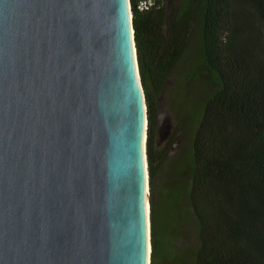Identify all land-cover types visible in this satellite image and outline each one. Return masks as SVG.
<instances>
[{
	"label": "water",
	"instance_id": "water-1",
	"mask_svg": "<svg viewBox=\"0 0 264 264\" xmlns=\"http://www.w3.org/2000/svg\"><path fill=\"white\" fill-rule=\"evenodd\" d=\"M147 136L129 0H0V264H151Z\"/></svg>",
	"mask_w": 264,
	"mask_h": 264
},
{
	"label": "trees",
	"instance_id": "trees-1",
	"mask_svg": "<svg viewBox=\"0 0 264 264\" xmlns=\"http://www.w3.org/2000/svg\"><path fill=\"white\" fill-rule=\"evenodd\" d=\"M168 2L134 5L132 16L148 113L151 264H264V0H180L170 14ZM198 21L213 90L184 167L158 145L156 94L192 65Z\"/></svg>",
	"mask_w": 264,
	"mask_h": 264
},
{
	"label": "rangeland",
	"instance_id": "rangeland-1",
	"mask_svg": "<svg viewBox=\"0 0 264 264\" xmlns=\"http://www.w3.org/2000/svg\"><path fill=\"white\" fill-rule=\"evenodd\" d=\"M179 1L169 0L168 14L178 8ZM201 48L202 28L198 21L192 32L191 49L188 53L192 65L188 68L178 67L165 89L156 94L159 113L158 145L165 151L169 161L177 159V163L184 167L193 162L192 142L213 90L209 72L203 68Z\"/></svg>",
	"mask_w": 264,
	"mask_h": 264
},
{
	"label": "built area",
	"instance_id": "built-area-1",
	"mask_svg": "<svg viewBox=\"0 0 264 264\" xmlns=\"http://www.w3.org/2000/svg\"><path fill=\"white\" fill-rule=\"evenodd\" d=\"M131 14L133 16V6L141 11L160 9L164 5V0H129Z\"/></svg>",
	"mask_w": 264,
	"mask_h": 264
},
{
	"label": "bare ground",
	"instance_id": "bare-ground-1",
	"mask_svg": "<svg viewBox=\"0 0 264 264\" xmlns=\"http://www.w3.org/2000/svg\"><path fill=\"white\" fill-rule=\"evenodd\" d=\"M148 202H149V200H148ZM148 208H149V203H148Z\"/></svg>",
	"mask_w": 264,
	"mask_h": 264
}]
</instances>
